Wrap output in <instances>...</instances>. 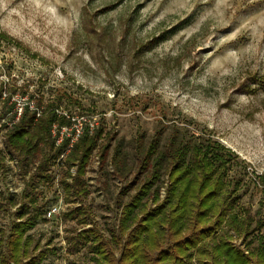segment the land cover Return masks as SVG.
I'll use <instances>...</instances> for the list:
<instances>
[{
  "label": "rangeland",
  "instance_id": "1",
  "mask_svg": "<svg viewBox=\"0 0 264 264\" xmlns=\"http://www.w3.org/2000/svg\"><path fill=\"white\" fill-rule=\"evenodd\" d=\"M0 33L11 39L0 42V84L6 94L15 91V107L30 95L42 96L43 107L59 102L58 114L101 125L128 152L138 131L194 123L245 161L249 178L264 175V0H0ZM2 141L0 132V150ZM4 158L0 195L15 202L0 212L7 229L28 177ZM49 172L50 182L27 190L33 202L25 201V217L34 226L25 234V261L95 264L91 242L70 246L67 239L91 228L111 239L116 204L135 191L126 195L111 167L100 170L94 157L84 177L89 194L67 202L62 167ZM259 198L253 195V210ZM79 206L89 218L69 216Z\"/></svg>",
  "mask_w": 264,
  "mask_h": 264
},
{
  "label": "trees",
  "instance_id": "2",
  "mask_svg": "<svg viewBox=\"0 0 264 264\" xmlns=\"http://www.w3.org/2000/svg\"><path fill=\"white\" fill-rule=\"evenodd\" d=\"M0 42L11 39L0 33ZM3 90L0 84V177H5L7 157L17 161L21 177L28 179L14 214L17 221L0 228V264L34 263L25 261L29 254L25 234L34 226L33 219L25 217V201L33 202L27 190L35 182H50L49 171L60 165L63 175L58 183L66 201L80 202L89 194L84 177L94 157L100 170L111 167L126 195L135 191L126 202H117L119 217L111 239L93 228L67 239L70 246L91 242L95 264H264V175L249 178L247 163L209 133L194 123L173 121L151 135L136 132L128 152L115 133L101 125L91 130L84 125L73 143L66 136L57 143L59 130L71 126L69 118L58 114L59 102L43 107L42 96L30 95L27 102L33 109L24 105L16 119L11 101L15 91ZM250 190V202H242ZM256 193L260 198L253 210ZM14 204L11 194L0 195V212H9ZM88 209L76 208L69 216L76 213L87 219Z\"/></svg>",
  "mask_w": 264,
  "mask_h": 264
},
{
  "label": "built area",
  "instance_id": "3",
  "mask_svg": "<svg viewBox=\"0 0 264 264\" xmlns=\"http://www.w3.org/2000/svg\"><path fill=\"white\" fill-rule=\"evenodd\" d=\"M22 104H23V106L27 105L30 110L33 109V103H28V102L24 101V103H22ZM22 108H23L22 105L21 106L16 105V107L14 108V111L16 112V119H18V117L20 116V114L22 112ZM63 115L70 119L71 126L68 127V128L67 127H62L59 130V137H58V139L56 141L57 143H59L64 136L70 137L71 138L70 142L73 143L78 138V136L82 133L84 125L88 126V128L90 130L93 129V127L95 126V125H93V124H91L90 122H87V121H84V123H80V122L77 121V119H73V117H70L66 113H64ZM52 130H53V134H54L56 132V127L54 126ZM14 161L15 160L12 159L9 163L12 164ZM14 164L16 165V162H14ZM55 212H57V208L56 207H52V208L48 209L47 217L48 218L52 217Z\"/></svg>",
  "mask_w": 264,
  "mask_h": 264
}]
</instances>
